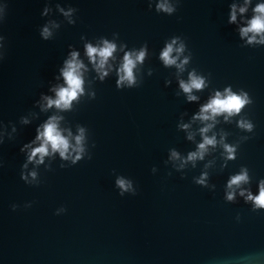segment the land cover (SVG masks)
<instances>
[{
	"label": "water",
	"instance_id": "95a60500",
	"mask_svg": "<svg viewBox=\"0 0 264 264\" xmlns=\"http://www.w3.org/2000/svg\"><path fill=\"white\" fill-rule=\"evenodd\" d=\"M57 3L78 9L75 25H68L56 11ZM229 3L181 0L177 13L167 16L150 10L147 0H0L7 6L0 33L8 45L0 62V121L6 133L11 124L17 129L0 144V264H208L213 258L264 247V213L249 212L240 197L235 203L223 199L227 179L241 165L250 171L254 194L257 181L264 178V46L241 47L237 25L227 23ZM45 6L52 11L41 16ZM50 19L61 27L53 39L44 41L39 28ZM113 32L129 48L147 42L143 83L118 90L114 74L100 82L90 71L87 79L92 83L86 88L95 89L96 98H82L73 112L62 115L73 131L76 124L87 127L89 142L95 144L90 148L92 159L65 168L59 167L58 157L46 159L51 170L39 166L40 184H25L19 177L26 158L20 148L34 139L37 126L52 112L41 113L36 101L41 94L53 95L50 86L62 83L56 77L71 50L79 51L87 63L85 40L110 39ZM173 35L185 38L192 52L189 68L211 74L210 87L196 93V102L177 95L175 69L164 68L158 59ZM148 67L154 70L151 76L146 75ZM186 77L187 72L182 74ZM166 79L171 81L167 86ZM229 84L253 97L254 103L244 111L255 129L245 133L234 122L217 125V131L229 133V143L246 135L250 139L240 143L237 159L226 168L220 167L219 148L206 157L215 161L208 169L209 182L215 185L210 191L192 180L204 162L186 168L182 178L165 161L169 148L182 155L195 148L177 122H188L213 89ZM21 116H29L31 122L20 124ZM117 175L132 179L137 195H118ZM30 201L32 207L23 208ZM12 203L21 208L12 211ZM61 205L67 211L54 215ZM237 211L242 216L239 223L234 220Z\"/></svg>",
	"mask_w": 264,
	"mask_h": 264
},
{
	"label": "clouds",
	"instance_id": "9594fccd",
	"mask_svg": "<svg viewBox=\"0 0 264 264\" xmlns=\"http://www.w3.org/2000/svg\"><path fill=\"white\" fill-rule=\"evenodd\" d=\"M181 0H147L148 8L156 13H163L173 16L177 13ZM52 9L45 6L41 16H48ZM56 11L64 18L68 25L77 23L78 9L72 6L62 7L56 4ZM250 12V15H249ZM7 17V6L0 5V24ZM177 19H180L177 17ZM227 23L237 25L236 31L241 47L264 46V0H231L228 6ZM61 27L59 21L50 19L39 28V36L42 40L48 41L54 38L56 30ZM84 40V36H81ZM8 45L5 35L0 33V62L7 56ZM83 54L87 60L81 58L77 50H71L59 68L56 83L50 86L49 91L53 95L41 94L36 101L41 113L51 114L36 128L33 140L21 146L20 151L25 153V160L20 166V179L27 185L38 186L40 184L38 168L45 165L51 170L48 161L57 157L62 162L59 167L65 168L77 164L81 160L92 159L91 147H95L94 142L90 144V133L87 127L81 124L75 125V130L65 123V116L62 113L73 112L76 105H79L82 98L94 100L96 90L87 87L92 83L87 79V74L91 71L95 73L94 79L103 82L111 74H114L115 86L118 90L137 88L143 83V70L145 61L149 59V49L147 42L139 47L129 48L126 42L120 39L118 32H113L111 38L100 36L96 42L85 40ZM119 54V55H118ZM158 59L164 68H174L177 78L179 94H183L187 102H196L200 99L196 93L203 92L210 87L211 74H202L195 67L189 68L192 62V52L188 48L185 38L180 35H173L165 42L158 54ZM90 66V67H89ZM153 69L148 67L146 75L151 76ZM187 72V77L182 78V74ZM165 85L171 83L164 81ZM254 103L253 97L244 88L233 90L232 85H225L221 89H213L206 102L199 105L198 111L193 113L188 122L182 119L177 122V128L185 133L188 141L195 143L194 150L181 154L175 148L168 149L166 164L170 163L176 172H183L191 166L195 168L198 162H204L203 170L198 176L192 178L193 183L202 188L215 190V185L209 182L208 169L215 161L206 160L216 149H220L222 163L221 169L228 166L229 161L237 159V152L240 143L250 139V136H241L235 143H229L227 137L229 133L224 129L217 131V125L221 122L231 124L245 133H253L255 124L245 114V109ZM35 117L36 113L30 114ZM29 116H21L19 123L29 124ZM198 123L200 126L193 129L192 125ZM11 124V122H10ZM16 125L11 124V132L4 131L3 122L0 121V144H3L5 135L9 139L12 133L16 132ZM200 139L197 141L196 136ZM29 165H32L29 168ZM0 167H3V160L0 159ZM115 171V170H113ZM151 172L155 174L157 168L153 166ZM172 173L169 172L168 175ZM252 176L247 166L241 165L239 170L229 176L224 186L223 199L227 203H235L237 197L249 205L248 211L251 213H264V178L257 181V192L251 191L250 185ZM117 194L120 196H135L138 187L134 181L122 175H117L114 181ZM33 202H26L23 208H31ZM12 211L21 208L20 204H10ZM67 208L61 205L54 210V215L65 213ZM241 212L237 211L234 220L241 222ZM208 264H264V247L251 249L238 256L224 258H213Z\"/></svg>",
	"mask_w": 264,
	"mask_h": 264
}]
</instances>
